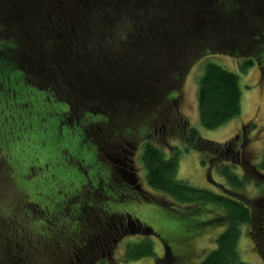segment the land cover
<instances>
[{"label":"trees","instance_id":"obj_1","mask_svg":"<svg viewBox=\"0 0 264 264\" xmlns=\"http://www.w3.org/2000/svg\"><path fill=\"white\" fill-rule=\"evenodd\" d=\"M213 54L240 59L242 74L256 65L264 74V0H0V97L9 98L18 82L52 93L69 105L65 113L68 125L74 118L76 127L85 128L90 135L84 125L86 117L97 118L92 127L102 130L101 149L116 145L105 130L122 132L126 126L132 132L145 111L157 112L162 124L156 123V130L187 141L188 147L200 152L203 165L217 171L230 190L216 193L180 180L179 148L168 157L149 141L142 154L148 185L171 197L176 205H213L224 212L226 225L215 248L197 264H249L241 258L239 243L243 228L254 226L258 215L244 194L249 185L264 186V150L260 163L255 164L244 133L222 144L202 138L181 117L177 120L180 130L172 131L175 134L167 122L172 112H178L179 96L192 65ZM198 106L201 123L208 129H218L239 117L240 76L209 64L200 78ZM122 161L135 177L133 166ZM237 167L243 169L242 175ZM11 169L1 156L0 171L7 174ZM108 171L109 183L86 187L91 190L89 199L80 195L70 204L86 206L90 223L98 221L99 227L92 241L89 236L67 246L65 264H104L124 238H132L126 244V263L157 256L151 237L158 234L152 227L132 214L109 210V201L143 199V190L132 173L124 175L122 167ZM12 206L15 214L23 212L30 218L28 207ZM74 214L68 208L60 216L71 217L69 223L73 224L79 222H72ZM51 224L47 222L41 229L50 230ZM79 225L77 238L85 231ZM18 227L16 220L0 221V242ZM260 230L264 231V218ZM255 245L264 259V236ZM23 251L24 257H5L3 262L31 264L28 250ZM171 257L166 252L165 258Z\"/></svg>","mask_w":264,"mask_h":264},{"label":"rangeland","instance_id":"obj_2","mask_svg":"<svg viewBox=\"0 0 264 264\" xmlns=\"http://www.w3.org/2000/svg\"><path fill=\"white\" fill-rule=\"evenodd\" d=\"M211 63L238 74L242 90L241 115L215 130L202 125L198 106L200 78ZM12 89L15 92L9 98L0 97V157H5L12 168L7 174L0 171V221L16 220L19 227L0 242V264H9V261L3 262L5 257H24L26 252L23 250H28L26 256L30 255L31 264L34 261L65 264L69 244L83 242L89 236L92 241L98 235V221L90 223L91 216L86 215L88 208L80 202L76 206L70 204L80 195L89 199L87 193L91 190L86 187H95L100 181L109 183L108 170L123 167L119 159L133 166L135 177H132L143 190V199L109 201V210L132 214L152 227L158 234L151 237L157 256L126 263V244L132 238H124L117 242L112 257H107L104 264H197L215 248L217 237L226 225L224 212L213 205L191 208L176 205L171 197L152 189L142 162L145 143L156 144L168 157L179 148L180 180L216 193H225L230 187L217 171H210L203 165L202 155L188 147L187 141L169 133L164 136L156 130V123L162 124L157 112L145 111L131 128L132 132L126 126L122 132L113 128L105 130L106 136L111 135V141L116 145L108 144L101 149L102 130L92 127L97 119L95 116L86 117L84 125L91 133L87 135L85 128L76 127L74 118L69 120L70 125L65 123V113L70 107L52 93L24 82L14 83ZM176 95L174 93L173 97ZM177 106L178 112L175 110L167 119L173 126L171 134L180 130L178 117L186 120L202 138L217 143L224 144L244 133L249 138L247 149L251 158L255 164L260 163L264 150V74L259 65L242 74L240 59L225 54L209 55L188 71ZM236 171L243 174L241 167ZM244 199L257 211L258 218L254 226L243 228L239 243L241 258L249 264H264L255 245L264 236V231L260 230L264 218V186L249 185ZM12 204L18 209L28 207L30 218L26 219L23 212L15 214L16 208ZM68 208L75 212L72 222H80L87 216L81 221L83 225L79 222L70 224L71 217L60 216ZM47 222L52 223L50 227L54 231L41 229ZM78 225L85 230L84 236L79 238L74 236ZM166 252L173 254L170 260L165 258Z\"/></svg>","mask_w":264,"mask_h":264},{"label":"flooded vegetation","instance_id":"obj_3","mask_svg":"<svg viewBox=\"0 0 264 264\" xmlns=\"http://www.w3.org/2000/svg\"><path fill=\"white\" fill-rule=\"evenodd\" d=\"M118 162H119V164L120 165H122L123 167H122V172H124V175H125V173H126V175H127V173H132V175H133V172L132 171H129V170H127L126 169V164L121 160V159H119L118 160ZM142 190V189H141ZM172 254V253H171ZM173 255V254H172Z\"/></svg>","mask_w":264,"mask_h":264}]
</instances>
